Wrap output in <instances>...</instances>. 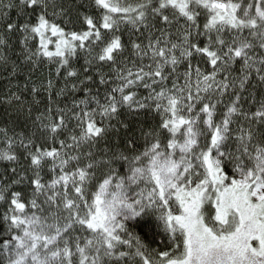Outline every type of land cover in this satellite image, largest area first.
Listing matches in <instances>:
<instances>
[{
  "label": "trees",
  "instance_id": "obj_1",
  "mask_svg": "<svg viewBox=\"0 0 264 264\" xmlns=\"http://www.w3.org/2000/svg\"><path fill=\"white\" fill-rule=\"evenodd\" d=\"M205 2L0 0V264L17 260L14 236L24 226L21 209L47 223L74 221L63 236L62 264H156L151 259L171 250L158 221L146 211L129 216L124 238L111 237L100 222L96 190L109 173L127 182L131 164L144 161L154 142L167 148L176 144L189 122L180 106L193 102L184 103L186 97H198L188 83L195 79L203 85L204 75L216 68L213 83L227 82L221 91L199 90L198 100L208 96L214 102L212 129L203 130L201 120L195 121L198 139L205 143L201 157L219 144L216 131L223 127L218 149L226 159L220 170L232 179L231 169L264 147V32L252 35V47L241 50L215 27L225 20L244 32L248 23V33L262 22L224 16L226 8L201 11ZM249 50L257 55L252 61L246 58ZM134 68L146 69L155 80L128 85L125 75ZM123 90L132 93L128 103L121 99ZM51 149L65 168L82 166L80 182L53 188L57 169ZM216 181L224 188L220 178ZM201 203L204 223L215 232L224 229L205 200ZM257 210L264 222V205ZM91 230L106 234L102 244L70 252L74 239ZM109 239L115 242L111 252ZM134 252L131 260L128 254Z\"/></svg>",
  "mask_w": 264,
  "mask_h": 264
},
{
  "label": "rangeland",
  "instance_id": "obj_2",
  "mask_svg": "<svg viewBox=\"0 0 264 264\" xmlns=\"http://www.w3.org/2000/svg\"><path fill=\"white\" fill-rule=\"evenodd\" d=\"M205 1L204 6H200L201 11L212 9L219 11L221 8H226L228 10H222L225 13L224 16L231 15L240 20L257 19L262 22V24L256 23L257 27L249 29L248 33H245L246 27L249 28L248 23L245 25L244 32L228 27L225 20H219L215 24L220 33L226 32L236 41L238 49L245 50L252 47L255 41H252L250 37L258 31L264 32V0ZM157 42L161 40L158 39L155 44ZM228 48L225 45L222 51L226 55ZM150 54L151 51L148 54L149 60ZM168 55L170 53L165 51L164 56ZM256 56L255 51L249 50L246 58L252 61V58ZM216 71L218 68L204 75L203 85H199L202 82L195 79L188 83V86L192 88L191 92L198 97L188 96L183 102H193L186 108L183 105L180 106L181 112L189 116V122L183 126V136L175 140L176 144L167 148L154 142L149 148L147 157H143L144 161L131 164L127 182L122 175L109 173L102 179L96 190L100 198L99 207L102 215L100 222L111 237L124 238L127 233L125 219L129 216H138L146 211V214L158 221L171 250L165 251L160 256L161 260L150 258L156 264H264V234L260 231L262 227L264 230V222L256 214L257 207L264 205V147L256 149L253 155L247 154L245 159L248 162H242L231 169L232 179L226 178L225 170H220L226 159V157H220L218 149L222 142L221 138L225 136L223 127L216 131L219 144L214 145L207 157L204 154V159L201 157L205 143L198 139L200 132L197 129L199 125L196 123L200 119L203 125H200V128L212 129L214 102L209 100L208 96L198 100L201 96L199 90L202 86L204 89L212 90L215 87H219L220 91L223 89L226 80L213 83ZM125 76L128 85L144 81L143 79L150 80L152 83V80L156 78L143 68L129 70ZM164 90L162 86L159 92L162 93ZM166 92L170 93L171 88H167ZM131 98L132 93L126 91L122 93L121 99L126 103ZM260 108L262 113L264 106ZM233 109L234 105L229 106L225 111L226 115H229ZM192 135L194 139L191 138ZM237 144L240 142L238 141ZM49 155L55 161L53 168L57 169L55 174L57 176L53 182L54 189H65L66 184L75 183L76 185L82 180L84 172L81 165L65 168L64 162L54 150L51 149ZM152 173H154L153 176L155 175L154 181L150 176ZM214 176L220 178L221 185L225 189L215 186L217 181ZM204 200L218 223L225 225L224 229L215 232L200 218L199 206ZM18 213L23 219L24 226L14 236L17 245L14 256L17 260L15 259L14 264H62L66 255L63 236L65 230L72 226L74 221L69 219L70 221L65 222L64 225H60L56 222L47 223L30 210L22 211L21 209ZM77 236L75 234L74 238ZM105 237L106 234L100 230L97 232L91 230L88 234L82 232L72 242L70 252L79 254V248L98 247ZM181 238L183 244L179 241ZM109 241L110 244L106 247L109 248L107 252H111L115 247V242L111 239ZM80 243H82L81 246ZM177 243V249L174 250L172 246L175 244L174 247H176ZM128 256L132 260L136 254L134 252ZM164 256L170 257L163 260ZM92 261L93 259L89 258L87 263Z\"/></svg>",
  "mask_w": 264,
  "mask_h": 264
}]
</instances>
